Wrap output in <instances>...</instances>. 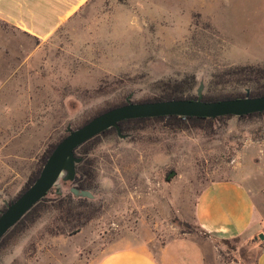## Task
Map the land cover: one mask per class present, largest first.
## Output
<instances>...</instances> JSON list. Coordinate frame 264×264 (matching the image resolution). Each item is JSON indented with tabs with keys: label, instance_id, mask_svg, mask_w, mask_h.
<instances>
[{
	"label": "rangeland",
	"instance_id": "obj_1",
	"mask_svg": "<svg viewBox=\"0 0 264 264\" xmlns=\"http://www.w3.org/2000/svg\"><path fill=\"white\" fill-rule=\"evenodd\" d=\"M90 6L43 43L0 19V211L68 126L129 98L159 96L164 83L188 77L195 81L185 84L186 94H197L202 81L204 94L251 92L256 85L244 77L250 71L238 68H264V0H93ZM13 132L21 133L11 144L17 154L21 145L22 158L7 160L16 174L2 167V149L10 145L2 134ZM125 134L91 144L94 197L81 208L88 222L57 233L56 211L46 207L2 241L0 264H98L114 243L157 250L179 236H205L195 220L197 193L235 171L245 149L254 150L253 159L264 157V115L232 116L213 128L151 120ZM72 186L55 187L66 196ZM214 244L221 264H255L248 238Z\"/></svg>",
	"mask_w": 264,
	"mask_h": 264
},
{
	"label": "crops",
	"instance_id": "obj_2",
	"mask_svg": "<svg viewBox=\"0 0 264 264\" xmlns=\"http://www.w3.org/2000/svg\"><path fill=\"white\" fill-rule=\"evenodd\" d=\"M92 1L0 0V19L43 43L72 20H80V15L92 8ZM30 58L39 57L31 54ZM14 113V121L21 120L20 110L15 108ZM18 124L21 129L22 123ZM13 125L16 128V121ZM20 134H2V141L10 143L2 149V167L11 174H16L17 168L7 158H22L21 145L17 154L11 144L20 141ZM253 151L245 149L235 171L210 180L197 193L195 220L205 236H179L157 250L146 243H114L98 264H221L214 241L239 238L250 239L255 264H264V238L260 237L264 234V157L253 159Z\"/></svg>",
	"mask_w": 264,
	"mask_h": 264
},
{
	"label": "water",
	"instance_id": "obj_3",
	"mask_svg": "<svg viewBox=\"0 0 264 264\" xmlns=\"http://www.w3.org/2000/svg\"><path fill=\"white\" fill-rule=\"evenodd\" d=\"M203 90L204 82L202 81L197 89V97L193 99L173 98L135 102L129 98L125 104L105 110L77 128L68 126L67 134L56 144L35 181L16 199L5 201L6 208L0 211V241L35 204L59 184L61 179L75 180L77 166L83 159L76 155V149L80 145L111 127L116 129L121 138L127 137L120 125V122L125 119L168 115L216 118L264 112V95L251 96L250 89H247V94L243 97L212 101L204 100ZM58 191L62 192V188L59 187ZM71 191L79 197H94L88 189L73 186ZM260 237L264 238V234L261 233Z\"/></svg>",
	"mask_w": 264,
	"mask_h": 264
},
{
	"label": "trees",
	"instance_id": "obj_4",
	"mask_svg": "<svg viewBox=\"0 0 264 264\" xmlns=\"http://www.w3.org/2000/svg\"><path fill=\"white\" fill-rule=\"evenodd\" d=\"M248 69L250 72L249 75H244L245 77V84H251L256 85L255 88L252 89L250 92L251 96H261L264 95V84L261 83L260 75L264 77V68L261 67H253V66H244L239 67L238 70L243 72L244 70ZM261 77V78H262ZM191 86L192 82L194 83V78L188 77L182 81H176V82H166L164 83V86L162 87L163 91L159 96L153 97V98H147L144 100H139L135 102H145V101H155V100H167V99H173V98H196V93H185L186 91L185 84L190 83ZM193 87V86H192ZM192 87H189L191 89ZM247 93L246 92H240V93H219V94H208L205 93L203 98L207 101L212 100H220V99H226V98H236V97H243ZM127 100L122 101L119 104H115L113 106H110L100 112H98L96 115L104 112L105 110H108L112 107L125 104ZM94 115V116H96ZM264 115V112H256L251 113L248 115H243L240 117H247V116H262ZM93 116V117H94ZM234 115H225L220 116L216 118H210V117H201V116H178V115H168V116H158V117H143V118H132V119H125L120 122L122 132L128 133L130 131H133L135 129L144 127L145 123L151 120H167V123L170 125H178L183 127H190V126H198L200 128H213L214 124L218 121H222L226 118L232 117ZM91 117V118H93ZM91 118H89L86 122H88ZM85 122V123H86ZM84 123V124H85ZM116 133V129L114 127H111L109 129H106L105 131L101 132L99 135L93 137L92 139L88 140L87 142L83 143L76 149V155L82 157V161L77 166V175L74 181H65L61 179L60 184L64 188L65 186H72L74 187L82 188V189H91L93 186V181L96 177V167L93 163V160L87 157L88 152L90 151L91 144L98 140L99 138L106 136L110 133ZM67 134V133H66ZM65 134V135H66ZM63 135L59 140L53 142L43 153L41 156V159L39 161L38 167L35 171H33L27 180L26 184L23 186V188L18 192V194L12 199H16L18 196H20L39 176L40 171L46 162L47 158L55 148L56 144L65 136ZM73 187V186H72ZM53 194L54 198H49V195ZM11 201V200H10ZM54 205H48V202H50ZM91 205V204H90ZM88 204V198L86 197H79L74 195L72 192L67 194L66 196H62V193L58 191V188L53 187L47 195L39 201L37 204H35L31 210H29L24 217L14 226L12 227L9 232L1 239L0 244L2 241L10 234L12 231L21 228L23 224L27 220H33L36 217L40 216L43 209L46 207H54V210L56 211L55 215V224L56 228L55 231L57 233H74L76 231H79L80 228L89 220L88 215H85L84 212L81 210V208H86L87 206H90ZM6 208V205L4 204L3 209ZM225 241H229L226 239Z\"/></svg>",
	"mask_w": 264,
	"mask_h": 264
}]
</instances>
